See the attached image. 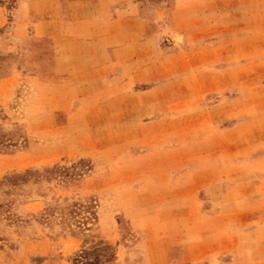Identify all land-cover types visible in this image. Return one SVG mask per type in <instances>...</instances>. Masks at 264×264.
Returning a JSON list of instances; mask_svg holds the SVG:
<instances>
[{
  "label": "rangeland",
  "instance_id": "rangeland-1",
  "mask_svg": "<svg viewBox=\"0 0 264 264\" xmlns=\"http://www.w3.org/2000/svg\"><path fill=\"white\" fill-rule=\"evenodd\" d=\"M17 1L0 0V264H159L165 243L174 264H264V3L246 18L244 0L188 2L204 14L171 29L180 0H140L156 80L77 99L37 80Z\"/></svg>",
  "mask_w": 264,
  "mask_h": 264
},
{
  "label": "crops",
  "instance_id": "crops-1",
  "mask_svg": "<svg viewBox=\"0 0 264 264\" xmlns=\"http://www.w3.org/2000/svg\"><path fill=\"white\" fill-rule=\"evenodd\" d=\"M195 1L203 2L180 0L177 1L181 2L180 6L176 4L171 8L165 7L166 20L169 19L167 23L171 29H176L175 19L178 14L189 11L192 16L199 15L201 7L186 6V3ZM253 1L244 0L246 18L253 16ZM256 1L264 3V0ZM200 14H204V10ZM13 22L12 32L16 35L26 34V42L31 45L29 58L36 57L37 80L52 82V88L59 92L57 96L60 98L124 99L126 87L137 95L140 90L134 87L141 83L151 84L156 80L159 32L146 22V13L140 0H18ZM198 24L199 21L189 23L194 27ZM181 25L186 27L187 23ZM245 25V35L252 34L253 24ZM182 31V35L186 32L195 33L191 28ZM260 32L264 34V29H260ZM41 41L43 47L39 45ZM33 42H37V48L33 47ZM207 45L217 46L216 42ZM261 46L264 48V37ZM253 47L249 36H245L244 50ZM263 55L259 58L261 65H264ZM247 56L245 65L254 64L253 55L251 62ZM144 89L146 91L150 88ZM120 104L124 107L123 102ZM233 127L232 124L230 129ZM216 147L227 153L229 161H237L236 140L229 139L228 143L222 142L216 144ZM261 156L264 159V155ZM216 159H221L220 153ZM155 241L163 242V239L158 236ZM145 243L143 250L148 257V239ZM167 249V243L160 248L162 259L159 264L176 262L171 261L175 254ZM247 256L244 252H235L228 264L243 263L242 259H247ZM147 264L153 263L149 259Z\"/></svg>",
  "mask_w": 264,
  "mask_h": 264
}]
</instances>
